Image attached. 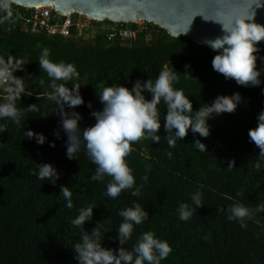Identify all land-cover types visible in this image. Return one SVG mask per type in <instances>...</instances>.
I'll list each match as a JSON object with an SVG mask.
<instances>
[{"label":"trees","instance_id":"obj_1","mask_svg":"<svg viewBox=\"0 0 264 264\" xmlns=\"http://www.w3.org/2000/svg\"><path fill=\"white\" fill-rule=\"evenodd\" d=\"M12 6L17 19L11 31L9 25H0V59L13 65L25 63L18 69L26 89L18 107L37 104L49 115L43 118L28 113L25 117L24 130L43 133L47 137L43 145L23 138V129L10 120H0L8 128L0 133V264H77L72 246L79 242L82 229L72 226L70 221L80 208L90 205L97 207L93 218L85 223V231L91 233L101 223V234H105L102 246L118 251L121 245L115 239L116 228L123 220L119 211L133 202L145 207L149 219L135 226L132 238L123 245L129 250L142 232L153 231L173 248L161 264H264V213L257 214L255 221H248L246 229L226 218L227 206L233 203L254 209L264 202V161H260L257 171L254 165L259 149L248 135L258 125V113L264 111V83L258 87L241 86L234 79H226L213 70L212 60L217 53L210 47L185 36L173 37L150 22L127 40H110L104 33L88 39L74 28L71 36L46 31L31 33L24 28L19 15V10L26 11L25 8L14 3ZM44 47L50 50L51 60L72 63L80 73L77 82L81 84L85 103L67 110L81 114L82 130L96 123L91 112L103 108L97 89L113 84L131 89L137 80L154 81L165 64L181 72L175 87L189 95L194 110L211 104L220 95L240 93L242 101L234 113L209 120L211 133L207 138L189 131L184 140H177L174 148L167 145L168 133L163 126L166 106L161 102L158 105L162 116L158 133L161 141L133 143L134 151L126 158L137 184L143 183L142 195L133 197L129 191H123L111 199L105 195L110 177H105L104 182H92L90 177L96 166L83 150L79 159L67 158V136L60 125L59 113L54 112L56 104L47 98L50 81L38 62ZM258 47L257 67L264 80V46ZM186 65L191 67L186 69ZM186 70L193 78L184 77L182 73ZM41 79L45 81L44 87L39 84ZM143 94L149 100L152 98L147 90ZM3 97L0 95V101ZM56 131L61 138L54 135ZM196 139L207 145L208 152L194 149ZM53 141L56 146L50 147ZM169 151L173 153L172 159L167 156ZM232 161L235 167L229 171ZM42 163H52L61 174L55 184L32 175ZM147 165H151L152 172L144 183L140 177ZM63 185L70 186L73 193L71 210L65 207L66 201L60 194ZM197 190L203 193L205 204L189 221H180L178 206L191 204L190 194ZM218 207L225 208V212L219 213ZM205 236L208 238L204 239Z\"/></svg>","mask_w":264,"mask_h":264},{"label":"clouds","instance_id":"obj_2","mask_svg":"<svg viewBox=\"0 0 264 264\" xmlns=\"http://www.w3.org/2000/svg\"><path fill=\"white\" fill-rule=\"evenodd\" d=\"M14 2L15 0H0V25H9V31L17 19L12 10ZM220 23L224 35L205 42L213 52L217 53L212 60L213 70L226 79H234L238 85L260 86L264 80H261L262 72L257 67L256 54L259 51L258 42L264 40V24L256 23L254 16L243 22L237 20L231 26ZM188 31L189 29L180 32L179 38L181 33L186 34ZM36 47L40 48L41 45L37 43ZM50 55L47 47L42 48L38 62L50 81L48 87L51 92L47 98L56 104L57 110L54 112L59 113L60 125L67 136L65 141L67 158L79 159V153L83 150L88 160L96 166L90 180L104 182L105 177H110L105 195L111 199H116L123 191H129L133 197L142 195L143 183L137 184L133 169L126 158L134 151L133 143L142 140L157 143L161 141V135L158 134L162 118L158 105L161 102L166 106L163 126L168 133L167 145L169 148H174L177 140H184L189 131L207 138L211 133L209 120L224 113H234L242 101L240 93L220 95L211 104H203L198 110H194L189 95H185L183 89L175 87L180 81L178 73L181 72L165 64L154 81L151 78L146 81L137 80L131 89L120 84L97 89L103 108L91 112L96 123L82 130L81 114L67 110H74L85 103L80 92L81 84L77 82L80 73L74 64L54 62L50 59ZM24 64L18 62L13 65L10 61L5 62L0 59V85H8L7 95L0 101V120H10L23 129V138L34 139L36 143L43 145L47 141L43 133H37L32 129L24 130L25 117L28 113H34L46 118L49 113L37 107V104H31L23 109L17 104L26 89L21 79H13L15 76L13 73ZM185 67L189 69L191 66ZM182 74L186 79L193 78L187 70ZM39 84L44 87L45 81L41 79ZM69 84L72 86L70 87ZM145 90L151 93L150 100L143 94ZM27 94L32 95L30 92ZM88 107L90 109L93 107L91 102L88 103ZM257 120L258 125L250 129L248 135L250 141L259 149L257 162L254 165L258 171L261 167L260 161H264V111L258 113ZM6 131H8L7 125L0 124V133ZM54 135L57 139L61 138L59 131ZM192 145L198 152H208L207 145L201 139H196ZM49 146L55 147V141ZM167 156L172 159L173 153L169 151ZM234 167L235 161H232L227 170L231 171ZM151 172V165H147L145 174L140 179L147 183ZM32 175L41 181L55 184L61 174L52 163H42L32 171ZM60 194L66 201L65 207L69 210L73 209V193L70 186H61ZM202 196L203 193L197 190L190 194L191 204L181 203L178 206L176 211L180 221H189L197 209L205 204ZM95 207L97 205L80 208L78 215L70 221L72 226L82 229L79 242L72 246L77 264H161L172 253L173 248L170 243L158 238L153 231L142 232L131 250L123 247L132 238L135 226L142 225L149 219L145 207L137 202L119 211V216L123 218L116 228L118 235L115 239L121 245L119 250L103 247L105 234L103 236L101 234V223L91 233L84 228L85 223L93 218ZM217 211L224 213L225 208L218 207ZM226 212L227 220L238 222L241 228L246 229L248 221H255L257 214L264 213V202L257 204L254 209L243 203H233L227 206Z\"/></svg>","mask_w":264,"mask_h":264},{"label":"water","instance_id":"obj_3","mask_svg":"<svg viewBox=\"0 0 264 264\" xmlns=\"http://www.w3.org/2000/svg\"><path fill=\"white\" fill-rule=\"evenodd\" d=\"M14 4L26 8L52 5L61 15L79 13L122 25L146 21L173 37L189 29L180 37L206 46L207 40L224 35L220 22L231 26L254 16L256 23L264 24V0H15ZM259 45L264 46V40Z\"/></svg>","mask_w":264,"mask_h":264},{"label":"built area","instance_id":"obj_4","mask_svg":"<svg viewBox=\"0 0 264 264\" xmlns=\"http://www.w3.org/2000/svg\"><path fill=\"white\" fill-rule=\"evenodd\" d=\"M24 8L26 11L19 10V15L23 21L24 28L31 33L46 31L49 34L61 33L65 36H71L74 28L78 31V34L85 35L88 39H94L99 33H104L110 40H115L116 38L127 40L135 37L147 24L146 21H141L134 23L135 27H126L125 24L122 25L110 20H93L85 14L61 15L54 11L52 5L46 4L33 8ZM8 70L11 71V69ZM13 74L16 76H13V79H21L18 69ZM6 87L8 85H0L1 96L7 95Z\"/></svg>","mask_w":264,"mask_h":264}]
</instances>
